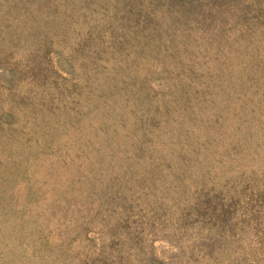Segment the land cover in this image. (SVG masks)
I'll use <instances>...</instances> for the list:
<instances>
[{
  "label": "rangeland",
  "instance_id": "rangeland-1",
  "mask_svg": "<svg viewBox=\"0 0 264 264\" xmlns=\"http://www.w3.org/2000/svg\"><path fill=\"white\" fill-rule=\"evenodd\" d=\"M0 264H264V0H0Z\"/></svg>",
  "mask_w": 264,
  "mask_h": 264
}]
</instances>
